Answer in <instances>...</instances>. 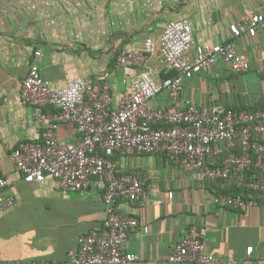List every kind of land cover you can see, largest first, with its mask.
<instances>
[{"label":"crops","instance_id":"crops-1","mask_svg":"<svg viewBox=\"0 0 264 264\" xmlns=\"http://www.w3.org/2000/svg\"><path fill=\"white\" fill-rule=\"evenodd\" d=\"M263 10L264 0H0V178L7 182L3 196L14 199L13 207L0 212V264H72L78 238L100 233L106 217L97 182L86 191L61 192L49 178L26 183L16 172L12 150L43 129L33 121L35 108L19 94L32 63L56 87L79 77L98 88L106 75L117 100L130 81L117 67L118 56L140 48L147 38L158 46L165 25L184 18L195 45L232 43L249 70L235 72L218 62L184 81L178 107L182 101L202 108L259 107L264 105V32L233 39L228 27ZM151 104L172 106L165 92ZM56 136L61 144L77 141L70 122L59 123ZM113 160L118 175L149 178L143 202L116 204L118 212L148 227L147 233L129 231L127 251L138 257L129 264H193L168 262L188 228L204 240L216 264H264V200L256 198L248 209L216 206L212 197L232 195L231 184L201 182L195 171L170 162L164 153L116 154Z\"/></svg>","mask_w":264,"mask_h":264},{"label":"built area","instance_id":"built-area-1","mask_svg":"<svg viewBox=\"0 0 264 264\" xmlns=\"http://www.w3.org/2000/svg\"><path fill=\"white\" fill-rule=\"evenodd\" d=\"M228 30L233 39L264 32V10L249 15L242 25L230 24ZM39 56V52L34 53V57ZM153 60L156 66L151 67ZM218 62L235 72L249 70V63L232 43L195 45L189 21L181 18L165 25L158 46L147 38L140 48H130L118 56L117 67L130 81L117 100L106 75L99 78L98 88L79 77L56 87L41 77L35 63L30 65L21 83L20 99L35 108L33 121L43 129L12 150L16 172L26 183L49 178L61 192L86 191L96 182L103 192V228L98 234L78 238L77 250L70 253L72 264H129L138 259L127 251L128 234L136 228L147 233L148 227L118 212L116 204L123 199L143 202L149 178L118 175L113 160L116 154L164 153L170 162L195 171L201 182L228 183L242 192L215 194L212 202L216 206L248 209L256 198L264 200V108H202L191 101H182L178 107L184 81ZM161 72L167 75L163 79ZM163 92L172 106L153 107L151 102ZM61 122L74 125V144L58 142L56 128ZM210 159H216V164L209 165ZM6 185L0 178V212L14 205L12 196H3ZM168 197H172L171 192ZM252 251V247L246 248V255ZM187 261L216 264L204 240L190 228L168 256L170 263Z\"/></svg>","mask_w":264,"mask_h":264},{"label":"trees","instance_id":"trees-1","mask_svg":"<svg viewBox=\"0 0 264 264\" xmlns=\"http://www.w3.org/2000/svg\"><path fill=\"white\" fill-rule=\"evenodd\" d=\"M174 75V73H170L169 74V76H173ZM259 108H264V105H261V106H259V107H254V108H248L247 110H256V109H259ZM232 188V195H239V194H242V192L240 191V190H237V189H235V188H233V187H231Z\"/></svg>","mask_w":264,"mask_h":264}]
</instances>
